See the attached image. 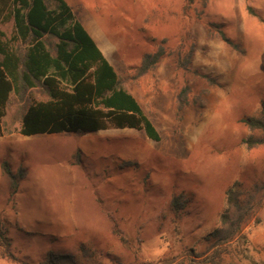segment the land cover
<instances>
[{
  "label": "rangeland",
  "instance_id": "rangeland-1",
  "mask_svg": "<svg viewBox=\"0 0 264 264\" xmlns=\"http://www.w3.org/2000/svg\"><path fill=\"white\" fill-rule=\"evenodd\" d=\"M68 1L159 141L115 128L24 137L9 112L0 136V218L14 255L40 264L48 253L74 254L83 244L104 263L163 264L176 263L188 248L203 251L226 190L236 181H264V146L246 149L242 140L251 133L241 122L264 103V0ZM208 24L220 26L239 51L210 35ZM0 31L9 40L12 21ZM44 39L52 50L55 39ZM159 50L160 61L138 75L143 55ZM178 57H189L190 71L177 70ZM191 71L218 85L194 80ZM185 83L189 105L178 113ZM29 97L44 99L35 91ZM2 162L26 171L13 195ZM179 193L191 202L176 229L169 204ZM259 219L243 230L247 243L232 264H264V207ZM0 264L17 263L0 257Z\"/></svg>",
  "mask_w": 264,
  "mask_h": 264
},
{
  "label": "trees",
  "instance_id": "trees-1",
  "mask_svg": "<svg viewBox=\"0 0 264 264\" xmlns=\"http://www.w3.org/2000/svg\"><path fill=\"white\" fill-rule=\"evenodd\" d=\"M12 21L9 40L0 31V136L5 132L4 118L10 112V122L19 124L18 133L24 137L59 134H87L109 128L132 129L143 132L154 141L159 134L143 112L137 100L121 85L117 73L65 0H0V24ZM207 32L239 51L220 26L208 24ZM45 37L55 39L52 50ZM163 57V51L143 55L135 68L145 74ZM177 70L190 71L189 57H178ZM192 78L203 79L210 86L214 79L196 71ZM31 91L44 99H30ZM191 88L185 83L176 96V112L189 105ZM251 133L242 140L247 150L264 146V103L254 116L241 120ZM6 132L11 133L12 130ZM122 162L121 167H130ZM1 169L9 180L13 195L18 182L26 177L19 168L12 172L6 162ZM191 195H173L169 210L176 229L185 215ZM264 207V181L246 184L236 181L225 192V207L218 226L205 238L201 252L188 248L175 263V258L163 264H232L228 260L240 246L247 243L243 230L258 224ZM120 240L125 238L117 232ZM0 257L17 264H25L13 253L8 227L0 218ZM40 264H154L122 263L111 259L104 263L99 255L85 245L74 254L48 253ZM263 264V263H256Z\"/></svg>",
  "mask_w": 264,
  "mask_h": 264
},
{
  "label": "crops",
  "instance_id": "crops-1",
  "mask_svg": "<svg viewBox=\"0 0 264 264\" xmlns=\"http://www.w3.org/2000/svg\"><path fill=\"white\" fill-rule=\"evenodd\" d=\"M67 3H68V5L71 7V4H70V2L68 1V0H65ZM72 8V7H71ZM87 31V30H86ZM90 35V34H89ZM91 36V38L93 39V41L95 42V44H96V46L99 48V50L101 51V53L103 54V52H102V50L100 49V47L98 46V44L96 43V40H95V38H94V36L91 34L90 35Z\"/></svg>",
  "mask_w": 264,
  "mask_h": 264
}]
</instances>
